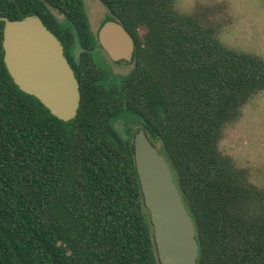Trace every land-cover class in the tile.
<instances>
[{
  "label": "trees",
  "instance_id": "1",
  "mask_svg": "<svg viewBox=\"0 0 264 264\" xmlns=\"http://www.w3.org/2000/svg\"><path fill=\"white\" fill-rule=\"evenodd\" d=\"M101 2L136 43L133 71L110 86L84 0H0V17L37 14L58 36L81 93L65 122L22 91L0 19V264H161L135 136L114 126L125 112L174 171L197 264H264V188L220 149L227 124L264 90V58L227 46L214 21L177 0Z\"/></svg>",
  "mask_w": 264,
  "mask_h": 264
},
{
  "label": "water",
  "instance_id": "2",
  "mask_svg": "<svg viewBox=\"0 0 264 264\" xmlns=\"http://www.w3.org/2000/svg\"><path fill=\"white\" fill-rule=\"evenodd\" d=\"M4 21V60L18 87L38 98L65 122L76 118L80 82L58 36L37 14ZM100 43L116 62L134 60V37L119 20H107L98 32ZM134 154L145 205L150 213L161 264H197L199 242L174 171L144 128L134 139Z\"/></svg>",
  "mask_w": 264,
  "mask_h": 264
},
{
  "label": "rangeland",
  "instance_id": "3",
  "mask_svg": "<svg viewBox=\"0 0 264 264\" xmlns=\"http://www.w3.org/2000/svg\"><path fill=\"white\" fill-rule=\"evenodd\" d=\"M91 29L95 36L111 13L101 0H84ZM176 7L182 13L202 12L219 26V37L229 47L257 54L264 58V0H177ZM59 19L68 25L64 14L54 10ZM79 44L75 47L78 57ZM96 59L106 66L110 86L133 71L134 63H116L99 47ZM138 118L129 112L120 114L114 126L125 138L128 128L133 136L139 131ZM135 124V125H134ZM132 126V127H131ZM220 149L231 156L235 163L248 171L250 180L264 188V90L255 94L242 108L240 117L227 124Z\"/></svg>",
  "mask_w": 264,
  "mask_h": 264
},
{
  "label": "flooded vegetation",
  "instance_id": "4",
  "mask_svg": "<svg viewBox=\"0 0 264 264\" xmlns=\"http://www.w3.org/2000/svg\"><path fill=\"white\" fill-rule=\"evenodd\" d=\"M104 22H106V19H105ZM104 22H103V23H104ZM98 32H99V31H98ZM98 39H99V38H98ZM99 43H100V41H99ZM100 45H101V46H99V47H101V48L104 50L105 55H106V52H107V51H106V47H104L101 43H100ZM99 47H97V48L95 49V52H94V54H95V55H94V56H95V59H96V52H97V50H98ZM64 52H65V51H64ZM107 53H108V52H107ZM108 54H109V53H108ZM65 55H66V54H65ZM109 56H110V55H109ZM66 57H67V56H66ZM110 57H111V56H110ZM67 58H68V57H67ZM68 60H69V59H68ZM111 60H113V59L111 58ZM113 61H114V60H113ZM69 62H70V61H69ZM96 62H97V63H98L103 69H104L105 72L107 71L105 65L102 66V65L97 61V59H96ZM114 62H116V61H114ZM121 62H126V61H121ZM116 63H120V62H116ZM74 70H75V69H74ZM107 73H108V71H107ZM105 78H106V76H105ZM105 78H104V79H105ZM103 83L105 84V82H103ZM105 85H106V84H105ZM116 119H117V117L115 118V120H116ZM115 120H114V121H115Z\"/></svg>",
  "mask_w": 264,
  "mask_h": 264
}]
</instances>
